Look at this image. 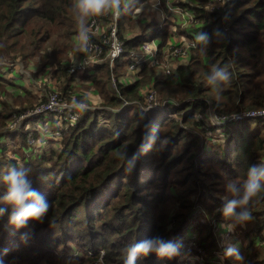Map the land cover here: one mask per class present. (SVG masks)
Masks as SVG:
<instances>
[{
  "label": "trees",
  "instance_id": "trees-1",
  "mask_svg": "<svg viewBox=\"0 0 264 264\" xmlns=\"http://www.w3.org/2000/svg\"><path fill=\"white\" fill-rule=\"evenodd\" d=\"M143 1L122 0L117 26L124 50L112 68L106 59L71 71V64H63L55 47L41 55L43 64L54 67L51 72H60V92L65 98L71 97L73 85L80 81L89 82L103 99L100 108L81 110L72 125L64 122L54 127L45 138L46 150L30 153L28 148L37 147L39 139L36 132L23 129L26 121L19 130L7 128L13 114L42 101L45 94L24 89L18 95L23 96L17 100L18 107H11L1 99L0 89V135L7 134L20 145L1 148L0 178L10 168L24 169L31 187L50 203L42 221L29 220L16 228L8 223L12 206L0 201L6 209L0 215L4 264H123L131 245L157 236L176 243L178 254L172 259L159 258L154 252L138 254L135 264H184L199 249L205 264L219 258L223 264H264V190L246 206L251 219L243 225L221 211L228 200L238 197L230 186L241 188L248 169L264 164V118L216 121L220 116L264 108V0H228L225 9L212 10H205L206 0H199L198 33H206V38L196 42L185 57H178L169 73L162 66L161 73L150 72L153 66L135 59L142 54V43L154 39H158L156 55L161 59L170 30L168 25L137 20L138 32H133L128 24ZM73 2L0 0V62H25L26 41L38 53L54 31L63 38L78 32ZM105 14L95 16L106 20ZM90 36L101 43V37ZM103 46L105 54L107 46ZM159 63L157 59L153 65ZM214 67H226L231 73L219 97L206 83V73ZM126 72L140 76L125 84L117 80V87L110 88L111 75L119 79ZM2 81L0 75V88ZM147 82L160 104L151 110L142 107ZM153 134L158 139L146 148ZM31 137L36 144L29 143ZM164 138L167 141L162 143ZM9 147L14 153L11 158L6 153ZM6 190L0 179V196ZM229 224L236 230L229 244L219 245L218 258L213 250L222 232L216 231V237L213 233ZM183 238L185 245L192 240L186 251L180 243ZM228 248L234 254L224 256ZM235 254L243 259H235Z\"/></svg>",
  "mask_w": 264,
  "mask_h": 264
},
{
  "label": "rangeland",
  "instance_id": "rangeland-1",
  "mask_svg": "<svg viewBox=\"0 0 264 264\" xmlns=\"http://www.w3.org/2000/svg\"><path fill=\"white\" fill-rule=\"evenodd\" d=\"M206 2H207V6L205 10H207L208 8L212 10L213 7H217L218 9H221L219 8V4L221 3L220 0H206ZM121 3L122 0H120V5ZM181 4H186V7L182 6ZM139 7H140L138 8L139 10L135 11V15L131 16L133 19L132 23L128 24L129 26H133L134 33L138 32V26L135 24L137 20L145 21L146 23L148 20H150L152 21L153 26H155L156 24H158L160 27H163L164 25L170 26L169 33H166L167 40L161 50L162 58L161 59L158 58V54L156 55V53L144 54V56L148 58V60L146 61V63H148V66L149 67L153 66L150 72H152L153 69L155 73H161L160 66L172 67L178 60L176 57H174L171 54L170 47L172 45L180 44L182 42H193L194 40L193 37L195 36V34L198 33V30L201 26L200 24L201 20L199 19V16L202 13L198 12V14L196 15V12L198 10H201L199 8L202 6H200L199 0H144ZM220 7L224 8L223 5H221ZM120 14L118 16H114L112 14V11L109 10L105 14V16L108 15L106 16L107 17L106 20L101 19V22L103 24L112 25L113 20H115L117 23ZM74 24L75 26H77L76 20ZM153 26L149 27L148 29L147 35L149 37L152 36L151 30L153 29ZM111 27L112 26H108V31L111 29ZM116 29L118 34V26L116 27ZM72 30H74V28H72ZM56 32L57 31H54L52 38L49 41L45 42L40 47L38 53L34 51L32 44L26 41L23 49V53L26 54L25 62L20 61L18 59H15L14 61L3 60L0 62L2 66V69H0V75L3 77L2 85L0 88L2 89L1 99L4 100V102H6L5 104L7 106L12 107V105L17 104L18 95L22 92V87H26L27 90H29L32 94L40 95L42 97L44 94L54 89L55 91L59 92V94L62 97H65L64 94L60 92L61 91L60 85L62 84L61 81L62 77L60 75V72L59 71L55 72V74L53 73V71L51 72V70H53L54 67L52 65L47 66V64H43L41 60V55L43 53L48 55L51 52V50L55 47L60 50V55L62 57V60L70 61L68 58V53L70 51L78 49L80 47V41L77 39L78 32H73L68 37L65 38L56 37ZM92 36L97 37L95 34L91 35L90 37ZM155 41L158 43V39H155ZM167 43L168 45L166 46ZM77 54H79V56ZM102 56L104 55L97 56L90 52L84 53V51H76L75 61L65 62V65L71 64L70 68H75L76 70H78L84 64H89L94 62L101 63L102 61H105L106 58H103L100 61ZM157 59H159L160 61V63L158 64L159 66L153 65V62ZM183 61H184L183 58L179 60V62H183ZM9 66L12 67V70H15V72L18 73L19 75H16V73L13 76L11 74H6V72L10 73L12 71V70L4 71V68H8ZM150 72H146V73L148 74ZM139 76H140L139 73L137 74L135 72H126L124 73L123 76L120 77V79H117L116 76H114V79L116 80V82L118 80L121 83L125 84L124 82L136 80L137 78H139ZM109 81H111V78H109ZM148 88H149V83L147 82L144 86V89H142L143 93ZM78 89L81 90L78 91ZM82 91H84L87 94L88 93L90 94L88 95H84L82 93L79 94ZM5 93H8L9 96H7ZM70 94H71V97L69 98L70 100L72 99V97H76L77 99L81 98L87 101L88 103H90L91 105L96 106V104H93V100L96 98V94L98 93L95 91L93 86L90 85L89 82L76 81L75 84L73 85V92H71ZM5 96H7L8 98H6ZM13 107H18V106H13ZM42 114H43L41 115L42 117H48L51 119L49 120L51 123H55L56 119H54L53 117H49L48 113H42ZM221 117L222 116L217 117L216 121L219 120ZM44 127L47 126L42 125L39 122L31 123L28 125V129L32 130L33 132H35L33 129H37L42 132V128ZM49 133H50V128L48 130V134ZM47 136L48 135H43V137H47ZM10 140L11 139L9 136L8 138H6L5 141L9 142ZM235 230L236 229L232 231V229H229L228 227L222 228L221 230H216V229L214 230L213 233L214 237H216V231H221L222 234H220L219 237H217L219 242L215 239L218 246H216L217 248L213 250V255H216L219 258L220 256L219 245L222 243L229 244L232 241L233 232H235ZM188 241L191 242L192 240H188ZM259 241L260 239H256V244H258ZM187 242L185 245L184 238L180 241V243H184L182 246L184 248V251H186L188 248ZM198 252L199 254L196 257L191 258L188 262L186 261L184 264L207 263V259H202L203 251L199 249ZM213 264H223V260L219 258L218 261Z\"/></svg>",
  "mask_w": 264,
  "mask_h": 264
},
{
  "label": "clouds",
  "instance_id": "clouds-1",
  "mask_svg": "<svg viewBox=\"0 0 264 264\" xmlns=\"http://www.w3.org/2000/svg\"><path fill=\"white\" fill-rule=\"evenodd\" d=\"M227 1L225 2L224 8H219L225 9ZM72 9L77 24V39L80 41V47L70 51L68 53V58L70 61H75L76 51H86L90 47L89 27L87 24L88 18L103 14L109 10L112 11L114 16H118L122 9L120 0H74ZM206 35V33L199 32L195 34L194 41H203ZM230 76L231 73L226 67H214L210 72L206 73V83L212 87L217 97H219L223 82H227ZM68 106L83 110L88 105L85 100H78L76 97H72ZM29 121H31V119L26 120V122ZM19 127L8 130H19ZM157 139L158 136L156 134L151 135L146 148L150 147ZM166 141L167 138H164L161 142L164 143ZM11 143H13V147L15 148L20 147L18 142L10 140L8 144ZM6 153L9 154L10 157L14 155V153L10 151H6ZM0 179H2L7 186L6 192L3 196H0V201L11 205L13 208V211L8 217V223L16 228H21L25 226L29 220L40 222L45 218L50 203L38 190L31 187L24 169L15 167L10 168ZM230 188L233 193H238V197L228 200L222 206V214L226 217H234L237 223L243 225L245 221L251 219V212L246 206L253 197L264 190V164L253 165L248 169L247 179L241 188L237 189L234 186H230ZM238 207L242 209L239 212L236 211ZM5 210L4 207H0V215H3ZM233 226L234 225L229 224L227 227L231 229ZM23 238L24 234H21V239ZM4 251L6 252L7 249H4ZM234 251V249L228 248L224 251V256L233 255ZM150 252H154L159 258L172 259L178 254V245L171 240H164L162 237L158 236L142 240L131 245L127 249L123 264H135L138 254L147 256ZM235 259L240 260L243 259V257L239 254H235ZM0 264H4V261L0 260Z\"/></svg>",
  "mask_w": 264,
  "mask_h": 264
},
{
  "label": "built area",
  "instance_id": "built-area-1",
  "mask_svg": "<svg viewBox=\"0 0 264 264\" xmlns=\"http://www.w3.org/2000/svg\"><path fill=\"white\" fill-rule=\"evenodd\" d=\"M221 3L219 4V7L221 5H225V2L227 0H220ZM87 24L89 27V36L95 34L97 37H101V43H98V41H93L90 39V47L85 52L93 53L97 56H101L100 61L103 58L108 59L109 66L112 68L114 61L122 54L124 48L121 39L118 37L117 34V24L116 21L113 20L112 25L103 24L101 22V19L98 18V16H91L87 20ZM108 26H112L111 29L108 31ZM105 44L107 46L104 52V46ZM196 42L193 40V42H182L180 44L172 45L170 47L171 54L178 58V57H185L188 54V51L190 48L195 47ZM141 51L142 54L135 58L137 61H147L148 58L144 56V54H155L157 52V45L154 43V40L151 41H145L141 45ZM99 61V62H100ZM97 63H89L84 64L80 69H87L88 67L93 66ZM134 62L130 63L129 68L132 69L134 66ZM75 70V68H71V71ZM162 70L164 73H169L170 67L168 66H162ZM111 86L112 89H115L117 87L116 81L111 75ZM70 99H67L65 97H62L57 91L54 89L49 91L45 94V99L42 101L35 103L32 106H27L26 110H24L20 114H13L11 121L7 125L8 129H15L18 128L21 123L25 122L26 120L43 115L42 113H48L49 116H53L56 119H59L60 121L65 122L68 125H72L79 117V112L81 109H77L75 107H69ZM87 108L93 109L95 106L91 105L87 101ZM128 102L124 100L122 102V105H126ZM142 107L146 110H151L153 107H160L159 104V98L157 94L154 92L153 89L148 88L143 94H142ZM261 117L264 118V108L259 110H251L248 112H241L237 115H231V116H222L219 120L222 119H236L239 117ZM29 143L31 145L36 144L37 142L30 138ZM13 156V155H12Z\"/></svg>",
  "mask_w": 264,
  "mask_h": 264
},
{
  "label": "crops",
  "instance_id": "crops-1",
  "mask_svg": "<svg viewBox=\"0 0 264 264\" xmlns=\"http://www.w3.org/2000/svg\"><path fill=\"white\" fill-rule=\"evenodd\" d=\"M154 43L157 45L158 43L155 41V39H154ZM80 53V52H79ZM78 56H79V54H77ZM60 59H62V57H61V55L60 56H58ZM62 62L63 63H65V62H70V61H68V60H62ZM5 70H7V71H11L12 70V67H8V68H4V71ZM15 70H12L10 73L9 72H6V74H11L12 76L13 75H15ZM5 75V74H4ZM16 75H19L18 73H16ZM124 75V73L123 74H121V75H119L120 77L121 76H123ZM6 77V76H5ZM120 77H119V79H120ZM6 79H8V78H6ZM8 81V80H7ZM14 82V81H13ZM19 83V82H18ZM23 84V83H22ZM109 86H110V88H112V86H111V84L109 83ZM24 89H27L26 87H22V92L20 93V94H22L23 92H24ZM79 90H81V89H78V91ZM14 93V92H13ZM84 94V95H88V94H90V93H85L84 91H82V92H80L79 94ZM15 94V93H14ZM19 94V95H20ZM20 97H23V96H19L18 98H20ZM103 103V99L98 95V94H96V98L93 100V104H96V106L95 105H93V106H95L94 108H100L101 107V104ZM14 106H18V103L16 104V105H14ZM56 119V118H55ZM49 120H51L50 118H48V117H39V118H31V121H29V122H27L24 126H23V129L24 130H26V131H30V133H32L33 131L32 130H30V129H28V125L29 124H31V123H36V122H39L40 124H42V125H45V126H47V127H44V128H42V132L41 131H39V130H37V129H33L38 135H37V138L39 139V142H38V146L37 147H35V148H28V150L30 151V153H37L38 151H40L41 149H43V151L44 150H46L47 148H48V146H47V142L48 141H46V137H43V135H50V133L53 131V128L54 127H62V126H64L65 125V123L63 122V121H60L59 119H56V121H55V123H51ZM11 121V118H10V120H9V122ZM9 122H8V124H9ZM19 128H21V127H19ZM49 128H50V133L48 134V130H49ZM9 136L7 135V134H1L0 135V151H1V148L4 146V145H6V146H8L9 144H8V141H5L6 140V138H8ZM32 139H34L33 137H31ZM37 142V141H36ZM7 151H11L10 150V147L7 149ZM29 151H26V152H29Z\"/></svg>",
  "mask_w": 264,
  "mask_h": 264
}]
</instances>
